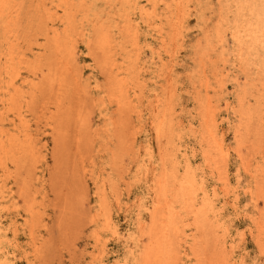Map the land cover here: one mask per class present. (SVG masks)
<instances>
[{"label":"rangeland","instance_id":"374dc122","mask_svg":"<svg viewBox=\"0 0 264 264\" xmlns=\"http://www.w3.org/2000/svg\"><path fill=\"white\" fill-rule=\"evenodd\" d=\"M0 264H264V0H0Z\"/></svg>","mask_w":264,"mask_h":264},{"label":"bare ground","instance_id":"6f19581e","mask_svg":"<svg viewBox=\"0 0 264 264\" xmlns=\"http://www.w3.org/2000/svg\"><path fill=\"white\" fill-rule=\"evenodd\" d=\"M171 11H172V10H171ZM78 30H79V29H78ZM99 31H100V30H99ZM77 38H78V37H77ZM93 38H94V37H93ZM94 39H95V38H94ZM91 44H92V43H91ZM91 52H92V51H91ZM45 58H46V57H45ZM95 61H96V60H95ZM110 65H111V64H110ZM112 66H113V65H112ZM105 68H106V67H105ZM45 70H46V69H45ZM106 71H107V70H106ZM111 74H112V73H111ZM80 75H81V74H80ZM111 77H112V76H111ZM112 80H113V79H112ZM41 84H42V82H41ZM113 88H114V87H113ZM110 90H111V89H110ZM125 94H126V93H125ZM125 94H124V95H125ZM112 95H113V94H112ZM121 95H122V94H121ZM124 95H122V96L124 97ZM118 97H119V96H118ZM67 98H68V97H67ZM126 98H127V97H126ZM126 98H125V99H126ZM127 99H128V98H127ZM127 99H126V100H127ZM122 100H123V99H122ZM112 101H113V100H112ZM46 102H47V101H46ZM121 102H122V101H121ZM126 105H127V104H125V106H126ZM130 106H131V105H130ZM64 107H65V106H64ZM127 107H128V105H127ZM68 110H69V109H68ZM78 111H79V110H78ZM66 112H67V114L70 113V112H68V111H66ZM75 112H76V111H75ZM71 113H72V111H71ZM80 113H81V112H80ZM81 114H82V113H81ZM69 115H70V114H69ZM57 117H58V116H57ZM69 118H70V116H69ZM66 119H67V118H66ZM126 119H127V118H126ZM127 120H128V119H127ZM62 121H63V120H62ZM58 122H59V121H58ZM59 124H60V122H59ZM56 127H57V126H56ZM56 129H57V128H56ZM56 129H54V130H56ZM56 131H57V130H56ZM55 133H56V132H55ZM61 133H62V132L59 133V130H58L57 135H58L59 138H58V137H57V138H58L59 140L56 138L58 141H61L60 139H61V138L63 139V137L65 136V135H61ZM57 135H56V136H57ZM56 143H57V142H56ZM63 143H64V142H63ZM57 144H59V143H57ZM57 144H56V145H57ZM60 144H61V143H60ZM56 145H54V146L56 147ZM56 148H57V147H56ZM58 148H59V147H58ZM33 150H34V149H33ZM56 150H57V149H55V151H56ZM57 151H58V150H57Z\"/></svg>","mask_w":264,"mask_h":264}]
</instances>
